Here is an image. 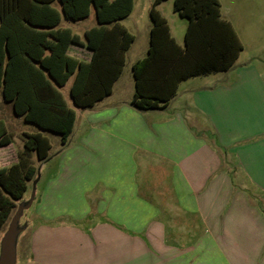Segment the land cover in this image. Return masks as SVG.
Returning a JSON list of instances; mask_svg holds the SVG:
<instances>
[{
    "label": "crops",
    "instance_id": "0c3cea01",
    "mask_svg": "<svg viewBox=\"0 0 264 264\" xmlns=\"http://www.w3.org/2000/svg\"><path fill=\"white\" fill-rule=\"evenodd\" d=\"M167 1L157 8L183 47L188 20L173 9L186 20L176 36L164 12ZM219 1L242 51L228 70L182 80L165 107L132 104V65L148 55L152 27L144 51L132 54L137 37L126 20L134 7L120 21L135 40L112 93L81 108L70 94L73 76L59 87L76 121L64 144L60 135L42 131L51 149L45 161L33 157L24 264H264V13L250 2L240 12L247 22L240 31ZM59 26L84 42L85 31L97 26L95 9L77 21L62 17ZM68 53L85 62L92 56L85 45L73 44ZM0 102L11 106L1 89ZM13 115L26 127L23 143L15 148L0 116L12 136L0 147V167L17 162L25 134L38 131Z\"/></svg>",
    "mask_w": 264,
    "mask_h": 264
},
{
    "label": "trees",
    "instance_id": "16d2710c",
    "mask_svg": "<svg viewBox=\"0 0 264 264\" xmlns=\"http://www.w3.org/2000/svg\"><path fill=\"white\" fill-rule=\"evenodd\" d=\"M154 0L149 10L152 27L148 55L132 65L135 93L132 104L141 109L165 107L178 84L189 77L230 69L243 49L232 24L222 18L219 0H174V10L188 20L185 44L172 36ZM134 0H0V89L15 115L38 128L26 133L18 161L0 167V231L36 173L33 161L49 158L50 139L66 143L76 121L59 87L73 76L70 94L81 108L110 95L126 65V52L135 40L120 21L132 12ZM95 9L97 26L85 31V41L62 17L77 21ZM85 45L91 59L68 53ZM46 51H49L46 54ZM12 142L0 119V147Z\"/></svg>",
    "mask_w": 264,
    "mask_h": 264
},
{
    "label": "rangeland",
    "instance_id": "374dc122",
    "mask_svg": "<svg viewBox=\"0 0 264 264\" xmlns=\"http://www.w3.org/2000/svg\"><path fill=\"white\" fill-rule=\"evenodd\" d=\"M154 0H134V10L131 15L126 20V25L130 28V30L134 33V35L137 37V41L135 42L133 53L132 54H139L142 53L146 47L147 44V38L148 35L146 33L147 26L151 22L149 11L147 10L149 7H151ZM250 2H256V10L259 11V13H264V0H221V3L223 5V13L224 15L230 19L233 24L240 29H244L246 20L243 19V16L240 15L241 11L245 12L247 11L246 7ZM174 1L168 0L165 3L164 12L167 15L170 24L173 28V32L176 36L181 37L184 27L186 26V20L182 19L177 13L174 12ZM93 18V15H92ZM91 19L85 20L80 23V26L83 25V23H89ZM72 27V26H71ZM72 29L75 32L82 33V31L77 28L75 29V26L72 27ZM264 39V35L260 36ZM262 63L264 64V52L262 53ZM128 67L126 68L124 72V79H128ZM70 103V105L73 107V103L71 102L69 98V90L65 89L63 91ZM0 116L5 118L9 124L10 130L12 131L13 135L15 136V148H21L22 146V139L20 138L21 133L20 131L25 127L23 122L21 120H18L14 117L13 111L11 106H3L2 102H0ZM55 137H52L54 139ZM29 187L26 190L24 196L18 200L15 208L13 209L10 217L4 224L2 230L0 231V258H1V250H2V243L4 239L6 238L9 230V226L11 224V221L16 214L18 210L19 216L15 225V231H17L16 237L12 242V245L14 246V254H15V264H24V261L28 259V253L30 248V237H31V214L32 210H34V206L29 207L31 203V190H32V182H28ZM27 205L28 207L25 208L24 206Z\"/></svg>",
    "mask_w": 264,
    "mask_h": 264
},
{
    "label": "water",
    "instance_id": "95a60500",
    "mask_svg": "<svg viewBox=\"0 0 264 264\" xmlns=\"http://www.w3.org/2000/svg\"><path fill=\"white\" fill-rule=\"evenodd\" d=\"M20 210L14 215L11 224L9 226L8 234L2 243L0 264H15L14 246L13 240L16 237L17 231H15V225L19 216Z\"/></svg>",
    "mask_w": 264,
    "mask_h": 264
}]
</instances>
